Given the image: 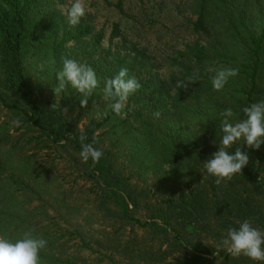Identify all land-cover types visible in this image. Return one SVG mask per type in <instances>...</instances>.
I'll return each mask as SVG.
<instances>
[{
  "label": "trees",
  "instance_id": "obj_1",
  "mask_svg": "<svg viewBox=\"0 0 264 264\" xmlns=\"http://www.w3.org/2000/svg\"><path fill=\"white\" fill-rule=\"evenodd\" d=\"M3 2L9 14L0 11V105L13 111L21 125L13 128L11 120L0 124V237L14 243L32 230L47 240L40 264H73L66 245L76 238L102 260L114 261L101 249L122 252L120 237L94 239L99 247L94 250L93 238L85 240L81 227L72 224L93 208L114 220L115 234L130 224L153 242L161 239L157 251L139 246L149 263L166 261L176 252L167 264H264L217 250L227 229L245 219L264 230V142L259 149H247L249 163L228 182L217 185L203 168L218 149L213 141L221 136V113L231 108L235 123L244 118V107L264 101V0H199L194 27L208 40L181 53L186 65L181 76L183 80L199 70L200 79L170 103L149 78L128 71L141 87L129 96L124 115H115L102 99L96 108L99 118L82 126L86 143L98 134L94 147L103 156L96 164L81 161L78 120L72 124L61 114L64 101L53 102V95L44 96L40 83L26 76L25 41L36 39L28 29L32 18L41 16L18 0ZM115 7L122 12V0ZM90 29L86 26L79 35ZM96 64L93 60L89 66ZM208 66L239 72L215 91ZM115 75L112 71L106 78ZM169 171L186 176L184 188L161 187ZM154 173L158 178L149 183ZM78 179L83 181L79 190ZM80 194L85 197L79 203Z\"/></svg>",
  "mask_w": 264,
  "mask_h": 264
},
{
  "label": "rangeland",
  "instance_id": "obj_2",
  "mask_svg": "<svg viewBox=\"0 0 264 264\" xmlns=\"http://www.w3.org/2000/svg\"><path fill=\"white\" fill-rule=\"evenodd\" d=\"M18 1L20 5L25 3V8L36 10V14L41 16V19L32 18L28 29L29 36L36 39L25 41L22 65L26 76L31 82L40 83L44 96L53 95V102L64 101L61 114L71 118L72 124L78 120V128L91 118H99L96 108L103 99L106 76L111 75L112 71L118 74L121 68H127L131 74L139 72L143 77L149 78L154 89L164 94L170 103L181 98L184 89H179L176 83L177 80H182L181 71L186 66L181 53L196 46L201 47L208 40L207 34L194 27L197 21L195 6L199 0H122V12L115 7L118 0H84L86 14L74 27L69 26L63 14L69 0ZM0 11L9 14L3 0H0ZM86 26H90V32L79 35ZM97 36L99 41H95ZM63 57L74 58L87 65L93 60L97 63L92 68L100 81V87L88 98L86 107L80 106V94L70 86L59 95L52 91L57 85L55 71L62 67ZM41 64L44 65L43 69ZM64 108H67V112L63 111ZM14 115L13 111L0 105V124L17 118ZM157 174L150 175L149 183L156 182ZM163 178L161 184L164 185L161 187L174 191L184 188L187 181L185 175L182 177L181 174L176 175L170 171ZM82 183L78 179L77 190ZM65 186L67 185H63ZM150 188L153 193L158 192L156 187ZM83 197L85 196L82 194L78 196L79 203L83 201ZM84 211L77 215L72 224L81 227L85 240L93 238L90 244L92 248H99L94 239L118 236L122 242V252L112 254L110 249H101L112 255L114 261L102 260L97 251L81 247V242L76 238L66 245V255L73 264H167L178 254L173 253L166 261L149 263V259L140 255L138 248L151 246L157 251V244L161 239L153 242L152 237L144 233L143 229L130 224L122 228L121 235L115 234L117 225L112 226L114 220L108 216L103 218L93 208ZM145 214L142 212L141 216ZM144 235L146 239L143 243L146 246L138 241ZM167 238L172 240L171 235ZM166 246V243L162 245V249Z\"/></svg>",
  "mask_w": 264,
  "mask_h": 264
},
{
  "label": "clouds",
  "instance_id": "obj_3",
  "mask_svg": "<svg viewBox=\"0 0 264 264\" xmlns=\"http://www.w3.org/2000/svg\"><path fill=\"white\" fill-rule=\"evenodd\" d=\"M70 27L80 23L86 14L84 0H69L68 6L63 9ZM41 69L44 65H40ZM211 76L212 88L221 91L227 84L229 78L238 74L239 69L231 67H206ZM57 85L52 89L53 93L59 95L66 91L69 86L80 94V106L86 107L87 101L97 88L100 81L94 69L86 63L78 62L74 58L63 57L62 67L55 71ZM200 79L199 70L183 80H177V87L187 90L191 84ZM141 84L133 76H128V69L121 68L117 75L104 81L102 98L108 101V108L117 116L124 115L128 98L137 92ZM63 111L67 112V108ZM244 118L231 122L235 115L231 108L222 113L220 123L221 136L218 149L211 157L203 161L206 173L215 177L214 182L219 185L230 181L234 175L241 174L242 169L249 163L247 149H259L264 142V101L252 103L242 109ZM159 117L160 113H154ZM13 128L20 127V118L11 120ZM98 134L93 136L92 143H86L87 134L84 127L80 128L79 141L81 143L80 159L87 164L89 160L93 164L99 162L103 152L94 147L98 142ZM237 145L233 152L228 149ZM47 240L33 235L32 230L25 231L22 238L14 243L0 237V264H40V251L47 246ZM226 250L232 257L244 256L254 262H264V230L253 226V223L245 219L238 222V227H229L226 235L217 245V250Z\"/></svg>",
  "mask_w": 264,
  "mask_h": 264
}]
</instances>
